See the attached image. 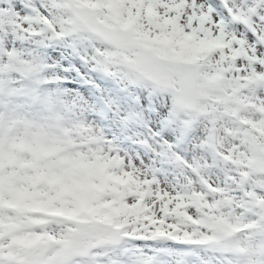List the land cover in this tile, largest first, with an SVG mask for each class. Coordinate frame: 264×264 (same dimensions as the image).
Wrapping results in <instances>:
<instances>
[{"label":"snow or ice","instance_id":"6c2138e0","mask_svg":"<svg viewBox=\"0 0 264 264\" xmlns=\"http://www.w3.org/2000/svg\"><path fill=\"white\" fill-rule=\"evenodd\" d=\"M0 264H264V0H0Z\"/></svg>","mask_w":264,"mask_h":264}]
</instances>
